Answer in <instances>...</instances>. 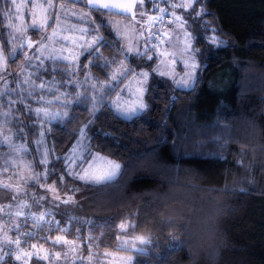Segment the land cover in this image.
<instances>
[{
    "label": "trees",
    "instance_id": "16d2710c",
    "mask_svg": "<svg viewBox=\"0 0 264 264\" xmlns=\"http://www.w3.org/2000/svg\"><path fill=\"white\" fill-rule=\"evenodd\" d=\"M154 1L145 0L144 8L155 12ZM10 8L11 0H0L4 41L9 38L4 13ZM193 9H203L204 15L195 16ZM193 9L190 23L199 58L195 90L152 79L148 109L139 116L126 119L108 99L86 97L68 118L50 124L57 159L49 164L46 180L56 185L60 199L47 200L52 211L29 244L42 240L43 233L64 232L82 241L85 251L88 246L118 251L119 226L128 223L135 229L127 234L151 239L147 259L124 251L134 255V264H264V0H200ZM213 29L221 33L223 46L209 43ZM102 32L101 58L84 55L79 70L83 77L89 71L108 81L110 59L124 54L112 28L104 25ZM21 58L11 64L17 67ZM128 63L136 70L153 66L146 56L130 57ZM65 65L71 67L47 63L50 81L72 80ZM84 126L93 152L128 169L115 187L60 179L65 156ZM12 196L0 187V203ZM34 200V212L44 213L39 193ZM31 227L23 231L33 233ZM6 264L22 263L12 257Z\"/></svg>",
    "mask_w": 264,
    "mask_h": 264
},
{
    "label": "rangeland",
    "instance_id": "374dc122",
    "mask_svg": "<svg viewBox=\"0 0 264 264\" xmlns=\"http://www.w3.org/2000/svg\"><path fill=\"white\" fill-rule=\"evenodd\" d=\"M17 2H21V0H17ZM186 2L187 0H155L154 6L156 7V11L154 12L144 8L145 0H143L142 10L145 15L139 16V14H137V19L143 21V23L136 24L133 20L124 18L122 15L113 16L106 13L102 14L104 13L103 9L100 11L91 10L88 7V0H69L65 5L69 11L63 16V19L57 20L56 22L50 20L49 24H51V27L39 31L38 34L32 29L27 30V38L36 44L37 47L39 46L38 42L45 36H52L54 30L57 35L53 37L52 40H43V43L47 45V49L43 50V55L45 57L43 63L37 59H33L31 63H28L27 57L22 55V58L17 62V67H14L11 64V56H9L7 71H0V93H3V95H0V131L6 132L10 136V141L5 143L4 135H0V184L8 183L13 185V190L11 191H13L14 196H18L19 203L27 205V207L23 208V215L17 216L15 213L17 211L16 204L18 201L13 199L14 196L6 203H0V246L5 245V229L9 230L8 238L14 240L15 235L11 231L14 225L19 224L23 228L25 227L24 221L26 216H39L32 208V205L36 201L34 197H36L37 193L43 197V199H41L44 208L43 212L48 214L52 211L51 206L47 204V200L58 195L57 191L53 192L48 190L55 184H49L47 180L44 179L43 175L46 171L48 177L49 164L57 159L49 141L50 124L68 118L73 106L79 104V102L86 97L92 99L94 102H102V100L108 99L107 102L115 110L116 108L113 101H116L118 97L123 106H130V102L135 100L139 95L137 89L140 87L139 74L141 72L148 73L146 80L143 81V86L147 89L143 94V98L147 105V94L152 79L166 81L176 87L173 80L174 78L179 79L184 75V72L187 71L184 61L187 59L188 55H190V53L184 51L186 41L189 39V36H186L185 32L190 34L191 47L197 50L196 36L193 31V26L190 23L191 9L185 10L183 8L171 7L173 3ZM135 3L138 9L141 8V0H135ZM159 9L170 10L162 14ZM56 11L59 13L60 9L57 8ZM173 12L182 17L184 21L183 28L180 26L181 22L175 21V17L171 14ZM85 14H87L85 19L81 20L78 18ZM161 15L169 21L165 29L158 31L159 29L156 27L158 23L153 25L150 17ZM93 21L95 23H93ZM13 22L16 24L20 23L19 20H14ZM8 23L9 19L6 17L9 33ZM24 23H31L27 13L24 14ZM104 25H108L112 28L116 37L122 44L121 50L124 54L123 59H110L111 71L108 81L107 79L104 81L98 80L89 71H85V76L83 77L80 75L81 69L79 70L78 67L80 66L81 58L88 54L86 48L82 49L78 45H87L94 35H99L104 38L102 32ZM81 27L89 29V35L84 39H80L79 29ZM94 29L97 31H92ZM141 31L143 35L140 34ZM157 31L160 33V38L156 39L153 37L151 42L146 43L149 39V35ZM6 41L9 42L6 48V54H10L12 49L10 43L11 37L9 36ZM73 41H76V43L74 44ZM3 42H5L3 37H0V44H3ZM16 47L18 48L19 45ZM130 47L132 49L131 51H129ZM28 53L29 55H39V53H36L35 47L28 49ZM50 54L52 56L63 55L68 57V60L56 61L71 64L69 70H71L72 75H70L74 79L71 77L72 80L62 82L59 78L58 80L54 78L52 79L53 81H50V76L46 74L48 70L47 63L54 62V60L47 59ZM19 55L21 54L17 52L16 58ZM194 55L196 63L199 65L198 51H196ZM133 56H146L147 62L149 64L152 63L153 66H146L139 70L133 69L128 63L129 58ZM148 56H151L152 59L149 60ZM153 59H155L154 62H152ZM173 61H175V63H173ZM73 64L78 66H72ZM55 67L56 66H53V69H55ZM117 69H130L131 75H128L127 79L118 77V80H123V83L113 81L111 77L114 72H117ZM75 71L78 74H76ZM161 73L164 74L162 75ZM27 76L32 77L36 85L35 87L32 83H24ZM41 82L46 85L45 90H41L38 87ZM93 85H95V87H93ZM49 88L51 90H48ZM106 92H110V97H108L109 95H105ZM77 94H80L79 99H77ZM41 95L43 96V100H40ZM57 96L60 97L59 100L56 99ZM101 97H103V99H101ZM49 101H51V103H49ZM37 107L47 108L50 113H61V116L56 119L43 116L38 118L34 111ZM147 109L140 113V115L145 113ZM64 112L68 113L67 117L63 116ZM5 113H8V115H5ZM81 130L86 133L84 143L90 146L87 127L84 126ZM41 133H43V135H41ZM80 133L75 145L65 156L64 169H66L67 166V158L72 155L73 150L77 147L78 141L81 140ZM38 141H42V143H38ZM44 155H47V162L40 163ZM28 164L32 165L31 170L26 167ZM4 169H8V171H4ZM32 170L36 173H41V179L39 181L30 180L27 187L21 185V191L17 193L15 186L20 182V177H29L32 174ZM7 177H13V179L9 180ZM66 178L74 179L72 176L63 173V180ZM8 205H11L10 209L7 207ZM8 211L12 213L11 218L7 215ZM44 219L45 221L47 220L46 215ZM43 223L44 222H39V224ZM27 225L32 226L31 229L28 230L33 231V234L38 233L37 229H39L40 226L33 222L32 219H28ZM48 234L43 233L41 235L42 237L48 238L46 243L42 240L33 243L38 244V246L42 244L43 249H47L51 254V259L37 260L35 257L31 259L23 257L20 260L22 264H124L125 258L128 256H132L131 264H134L135 257L132 253L124 251L97 252L93 249V246H88V250L85 251L82 241L70 239L64 232L57 234L64 236L68 241H75L77 251L73 252L71 251L73 246L71 244H57L53 246L55 237ZM134 237L138 236H130L126 232H121L118 248L122 240L127 239L131 243L134 241ZM134 242L138 247H143L147 251V245H140L138 240ZM21 247L24 246L21 245ZM29 250L36 252L39 251V247L38 249ZM106 252L111 253V255L106 257L104 255ZM57 253L59 254V259L56 258ZM65 253H67V255H65ZM90 253L92 254L91 259H89ZM40 254L43 255L44 253L41 251ZM80 257H83V259H80Z\"/></svg>",
    "mask_w": 264,
    "mask_h": 264
},
{
    "label": "snow or ice",
    "instance_id": "6c2138e0",
    "mask_svg": "<svg viewBox=\"0 0 264 264\" xmlns=\"http://www.w3.org/2000/svg\"><path fill=\"white\" fill-rule=\"evenodd\" d=\"M12 2V8H10L8 11L4 13L6 17L9 19L8 27H9V36L11 37V53L6 54V48L8 46L7 41L3 42V44H0V71L6 72L8 68L9 63V56H11L12 62H15L17 52H19L21 55H24L27 57L28 63H31L33 59L40 60L41 63H43L45 57L43 55V50L47 49V45L43 43V40H52L53 37L57 35L56 31L54 30L52 32V36H45L43 39L38 42V47L36 44H34L30 39L27 38L26 32L28 29H32L34 32H38L47 28L51 27V24H49V21L52 20L53 22H56L57 20L63 19V16L68 13V9L66 8V3L69 2V0H21V2H17V0H11ZM142 3L143 0H141V8H137V5L135 3V0H88V7L91 10L100 11L104 10V13L102 14H108V15H122L124 18L133 20L136 24H142L143 21L137 19V14L139 16H144L145 13L142 10ZM200 3V0H187L186 3H173L171 5L172 8H183L185 10L193 9V6ZM59 8L60 12L58 13L56 9ZM14 9V11H13ZM170 10V9H169ZM166 9H159V11L163 14L166 11H169ZM27 13L28 18L31 20L30 24L24 23V14ZM175 17V21H179L180 26L184 27V21L181 16L177 15L176 13H171ZM193 14L197 17L204 15L203 9L200 11H195L193 9ZM85 15H82L78 17L79 19L83 20L85 19ZM163 15L156 16V17H150V19L153 22V25H155L158 22H162ZM19 20L20 23L16 24L13 21ZM173 21V22H175ZM93 23H95L93 21ZM207 27V26H206ZM97 31V30H92ZM214 34L209 37V43L213 46L220 47L224 45V41L222 39H219V36L221 35L220 32H217L215 29H213ZM80 39H84L86 36L89 35V29L81 27L79 29ZM141 35H143V32H140ZM186 36H189V39L186 41V47L184 51L186 53H190L188 55L187 59L184 61L185 68L187 71L184 72V75L180 77L179 79L173 80L177 88L183 89V88H189L192 90H195V86L197 83V73L199 69V65L196 63V58L194 53L197 51L196 49H193L191 47V38L190 34L185 32ZM153 37L156 39L160 38V33L157 31L155 33H151L149 35V39L146 41V43L151 42ZM104 38L99 35L92 36L91 41L87 44H80L78 45L80 48L84 49L86 48L88 51L89 56H92L93 53H95V59L99 60L101 58L99 48L103 47L104 45L101 44V41ZM75 44L76 41H73ZM19 45L17 48L16 46ZM155 46V45H153ZM36 48V53H39V55L33 54L29 55L28 49L30 48ZM131 47L129 48V51H131ZM163 55V53H162ZM47 59L51 60H68L67 56H52L51 54L47 57ZM148 59L151 60L152 57L148 56ZM175 63V61H173ZM72 66H78L73 64ZM106 66V65H105ZM70 67V65H65V68ZM82 67V66H78ZM118 73V75H117ZM74 74V73H73ZM162 75L164 73H161ZM131 75L130 69H117V72H114L111 79L113 81H118L119 83H123V80H118V77H123L124 79H127V76ZM148 76L147 72H141L139 74V83L140 87L137 89V92L139 95L136 97L135 100H132L130 102V106L125 107L120 103V98L118 97L116 101H113V104L115 105L116 111L119 115L123 116L126 119H130L135 116H139L140 113L144 112L148 105L145 103L143 94L147 89L143 86V81L146 80ZM87 79V78H86ZM24 83H32L34 87L36 86L34 81L32 80L31 76H27L24 80ZM38 87L41 90L46 89V85L41 82ZM95 87V85H93ZM48 90H51L50 88ZM110 92H106L105 95H109ZM0 95H3V93H0ZM79 95L77 94V99H79ZM57 100L60 99L59 96L56 97ZM95 99V98H94ZM103 99V97H101ZM40 100H43V96L41 95ZM66 102V101H65ZM51 103V101H49ZM95 107V105H94ZM31 110V109H30ZM36 116L39 118L41 116L43 117H51L52 119H56L57 117L61 116V113H50L47 108L44 107H37L34 109ZM5 115H8V113H5ZM64 117L68 116L67 112L63 113ZM0 135H4V142L8 143L10 141V136L3 131H0ZM43 135V133H41ZM81 140L78 141L77 147L73 150V153L71 156L67 158V166L66 169H64V173L66 175L72 176L74 179H79L83 181L85 184H90L94 186H110L115 187V184H113L114 181L117 180L118 177H122L127 174L128 169L121 165V163L117 162V160L111 158L110 156L104 154L101 151L93 152L91 147L84 143V140L86 139V133L81 130ZM163 139V138H162ZM179 139V137H177ZM38 143H42V141H38ZM173 146H176V142L173 141ZM86 153V154H85ZM185 155H188L187 152L184 153ZM195 154V153H193ZM47 162V155H44L40 161V163H46ZM28 169H32V165L28 164L26 166ZM54 167H57L54 165ZM4 171H8V169H4ZM44 179H47V172L45 171L43 173ZM7 179H13V177H7ZM41 179V173H36L34 170H32V174L27 177H20V182L15 186V190L17 193L21 191V185L23 187H27L29 184V181H39ZM61 180H63V176L60 177ZM0 187H3L8 190H13V185L8 183L0 184ZM49 191H57L55 185H52L49 189ZM14 200L18 201V196L13 197ZM43 199V197H41ZM53 199H60L59 196L53 197ZM70 199L62 200L61 203H69ZM9 209L11 208V205L7 206ZM27 207V205L19 203V201L16 204V215L20 216L23 215V208ZM7 215L9 218H11V211L7 212ZM45 215L47 213H41L39 216H26L24 221V226L26 227L28 219H32L33 222L37 223L38 226H40L41 231H43V227L39 222H45ZM120 230L122 233L127 232L129 228L135 229L134 224H128V223H121L120 224ZM8 229L4 230V239H5V245L0 246V264H6V259H11L13 256L17 261H20L23 257H27L28 259H31L35 257L37 260H50L51 254L48 252L47 249H43L42 244L38 246V244L33 243L29 244V240L33 238V233L31 232H24L23 228L17 224L14 225L13 229L11 231L15 235V239H9L8 238ZM44 243L47 242V237L41 238ZM91 237L89 238V242L91 243ZM138 240L140 245H148L151 243L150 238H145L144 236H138L134 237V241ZM129 242L127 239H124L121 241V245L118 249L123 251H132L134 253L140 254L145 256L147 259V253L145 248L138 247L135 242ZM57 244H65V245H73L71 248V251L76 252L77 248L75 247V241H68L64 236L57 235L53 241V246ZM12 245H15V247H12ZM21 245H24L26 247H21ZM39 251L33 252L29 249H38ZM43 252L44 254L41 255L40 252ZM67 255V253H65ZM91 253L89 254V259H91ZM106 257L110 256L111 253L106 252L104 254ZM56 258L59 259V254H56ZM80 259H83V257H80ZM132 262V256H128L125 258L124 264H131Z\"/></svg>",
    "mask_w": 264,
    "mask_h": 264
},
{
    "label": "built area",
    "instance_id": "2783aa9c",
    "mask_svg": "<svg viewBox=\"0 0 264 264\" xmlns=\"http://www.w3.org/2000/svg\"><path fill=\"white\" fill-rule=\"evenodd\" d=\"M168 21H169L168 19L163 18L162 22H158V24L156 25V27L159 30L158 29L157 30L158 31H161V30L165 29L167 27ZM14 239H15V237H14ZM14 247H15V245H14Z\"/></svg>",
    "mask_w": 264,
    "mask_h": 264
}]
</instances>
